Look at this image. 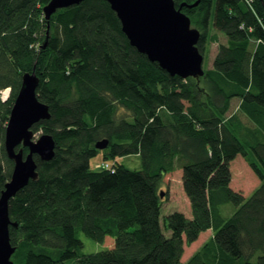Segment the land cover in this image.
I'll return each instance as SVG.
<instances>
[{
  "label": "trees",
  "instance_id": "trees-1",
  "mask_svg": "<svg viewBox=\"0 0 264 264\" xmlns=\"http://www.w3.org/2000/svg\"><path fill=\"white\" fill-rule=\"evenodd\" d=\"M48 1L0 0V193L13 167L5 127L25 72L38 76L50 112L33 133L55 142L54 157L34 155L38 177L9 200L13 263L180 264L184 244L210 229L183 264H264V0H173L199 30L203 55L211 25L226 37L212 67L187 78L131 46L107 1L46 20ZM233 98L249 123L227 114ZM103 138L113 172L90 167ZM129 154L139 169L116 159ZM239 154L259 179L248 196L230 186ZM176 169L191 214L173 211L161 223L159 193ZM79 232L112 246L82 253Z\"/></svg>",
  "mask_w": 264,
  "mask_h": 264
},
{
  "label": "water",
  "instance_id": "water-1",
  "mask_svg": "<svg viewBox=\"0 0 264 264\" xmlns=\"http://www.w3.org/2000/svg\"><path fill=\"white\" fill-rule=\"evenodd\" d=\"M84 0H49L43 6L46 20L58 9L77 5ZM115 11L121 29L131 46L156 62L169 75L181 78L199 77L204 73L203 54L196 43L200 32L191 26L189 17L173 0H105ZM196 0L189 6L198 3ZM39 78L34 71L22 75L21 86L12 104L5 127L4 148L13 167L9 180L0 193V264H14L11 256L15 246L10 242L9 226L16 225L9 215V200L38 177L34 155L42 161L54 157L55 142L50 134L33 138L32 126L50 117L49 107L39 100L36 88ZM108 139L95 142V148L104 149ZM23 148H27L24 154ZM160 197L164 191H160Z\"/></svg>",
  "mask_w": 264,
  "mask_h": 264
},
{
  "label": "rangeland",
  "instance_id": "rangeland-1",
  "mask_svg": "<svg viewBox=\"0 0 264 264\" xmlns=\"http://www.w3.org/2000/svg\"><path fill=\"white\" fill-rule=\"evenodd\" d=\"M210 33L211 35L215 36V39L208 41L206 44L205 53L203 55V69L211 68L213 58L217 52L218 43L225 44L226 37L225 35L220 32L219 30L215 29L210 26ZM6 91V94H5ZM4 94L6 96L9 95V89L6 88L4 90ZM239 99L233 98L230 104V110L227 113L228 115L235 112L240 116L244 123H249L247 118L241 113L238 109ZM122 111V110H121ZM41 134V131H37L34 133L33 138H37ZM106 149H99L97 154L91 159L90 167L91 169H97L100 167L101 163L104 161L111 162L113 159L109 157V159H105ZM116 159L123 163L130 169H139L140 168V158L136 154H129L122 157H116ZM231 171H232V180L231 186L232 189L235 191L241 192L244 196H248L252 190L258 186L259 179L256 174L252 171L249 166L248 160L243 157L242 155H237L236 158L231 163ZM181 169H176L175 171L169 173L166 178L165 182L161 186V190L164 191V195L162 196L163 201L161 203L160 209V222L162 223V218L167 214L173 211H179L185 214V216H190V204L187 196L185 195L182 187V180H181ZM228 209L224 212L227 214L230 212V209H233L231 204H227ZM230 214V213H229ZM165 234H169V231H165ZM79 238L82 241V247L79 249L82 253H91L109 249L112 245L111 241L112 238L106 237L103 242L94 241L83 233H78ZM212 236L211 231H206L200 233L198 238L191 242L189 245L184 244L183 246V254L180 259V264H183L191 255L192 253L209 237Z\"/></svg>",
  "mask_w": 264,
  "mask_h": 264
},
{
  "label": "built area",
  "instance_id": "built-area-1",
  "mask_svg": "<svg viewBox=\"0 0 264 264\" xmlns=\"http://www.w3.org/2000/svg\"><path fill=\"white\" fill-rule=\"evenodd\" d=\"M6 97L7 96L4 94V91H2V99H5ZM100 168L105 169V170H109L110 172H113L115 169L114 162L113 161H111V162L104 161L101 163Z\"/></svg>",
  "mask_w": 264,
  "mask_h": 264
},
{
  "label": "crops",
  "instance_id": "crops-1",
  "mask_svg": "<svg viewBox=\"0 0 264 264\" xmlns=\"http://www.w3.org/2000/svg\"><path fill=\"white\" fill-rule=\"evenodd\" d=\"M232 180V179H231ZM230 186H231V182H230ZM231 188H232V186H231ZM206 231H211L210 229H208V230H206ZM206 231H204V232H206ZM212 232V231H211ZM202 233V232H201ZM200 235V234H199Z\"/></svg>",
  "mask_w": 264,
  "mask_h": 264
},
{
  "label": "bare ground",
  "instance_id": "bare-ground-1",
  "mask_svg": "<svg viewBox=\"0 0 264 264\" xmlns=\"http://www.w3.org/2000/svg\"><path fill=\"white\" fill-rule=\"evenodd\" d=\"M5 94H6V91H5ZM249 122V121H248Z\"/></svg>",
  "mask_w": 264,
  "mask_h": 264
}]
</instances>
